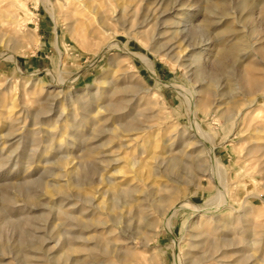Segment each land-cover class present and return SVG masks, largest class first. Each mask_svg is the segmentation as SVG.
<instances>
[{
    "label": "rangeland",
    "instance_id": "rangeland-1",
    "mask_svg": "<svg viewBox=\"0 0 264 264\" xmlns=\"http://www.w3.org/2000/svg\"><path fill=\"white\" fill-rule=\"evenodd\" d=\"M125 1L123 13L122 0H90L84 11L71 0H0V264H189L210 255L204 251L211 235L197 226L219 219L210 234L230 246L225 257H212L264 264V169L246 150L252 111L226 120L217 111L229 100L216 104L218 93L229 96L228 77L264 74V0H246L251 17L250 9L237 8L242 0L227 1L238 19L229 23L247 33L243 44L253 47L252 56L224 72L208 65L205 78L214 74L218 87L213 95L201 92L207 78L196 77L190 60L196 30L217 0H162L163 15L148 22L146 0ZM177 28H186L185 37L173 35ZM172 82L203 100L196 121L213 137L233 209L201 217L181 208L168 225L172 207L185 200L209 207L219 194ZM114 239L130 243L127 259L102 254L115 249Z\"/></svg>",
    "mask_w": 264,
    "mask_h": 264
},
{
    "label": "bare ground",
    "instance_id": "bare-ground-1",
    "mask_svg": "<svg viewBox=\"0 0 264 264\" xmlns=\"http://www.w3.org/2000/svg\"><path fill=\"white\" fill-rule=\"evenodd\" d=\"M71 1H73V3L78 8L83 9V11L90 9L88 7V2L90 0H71ZM91 1H93V0H91ZM113 1H116V0H113ZM227 1L228 0H217V2L215 3L214 8L209 9V11L207 10L208 11V14H209V20L205 21L206 22V25L205 26H200L196 30V33L195 34H199V40L197 42H194L193 41L194 43H193V46L191 48V52L193 53V57L190 60V65L194 66V73H195V75H196L197 78L201 79V81H203V79H206L207 78V81L206 82L203 81L205 83V85H202L201 86V92L207 93V94H210V95H213L214 91L215 92L218 91V87H215V79H214L215 76H214V74H209L208 73V75L205 78V75L207 73L206 72V68H207L208 65L211 64V66L214 67L215 71H217V72L218 71L219 72H224L226 70V68L228 67V64H230L231 62L236 63V64H241V63H243L244 60L249 59L252 56V49H253V47L252 46L251 47L249 46L248 48H250V51H248L247 50V47L244 46V44H243V42H244L243 38L245 37V34H247V33H244L243 35H241L240 32H238V30L229 23V20H231V19L232 20H238V19L235 17V14L233 13V11H231L230 9H228V7H227ZM231 2H234V1H231ZM125 3H126L125 0H122V2L119 3V5L121 4L120 5L121 6V11L123 13L127 9L126 7H124L125 6ZM141 4H142V2H141ZM144 4H145V13H144V16H145L144 21L145 22L152 21V20L154 21V20L157 19L156 18L157 15H160V16L163 15V12H162V0H153L152 3L151 2H148L146 0ZM131 5H132V3H131ZM236 6H237V8L240 9V11L241 10H244V9H250L249 12H248L249 13V16L250 17L253 16V12L252 11H253L254 8H253V6H251L250 8H248L249 7L248 6V1L242 0V1L238 2L236 4ZM136 14H137V12H136ZM236 16H237V14H236ZM232 24H233V22H232ZM245 24L246 23H244V25ZM240 27H242V26H240ZM255 28H256V26H255ZM184 29H186V28H184ZM184 29L181 30V29H178L177 28L176 30L173 31V35L174 36H180V37L184 36V33H183ZM197 31L198 32L200 31V32L198 33ZM202 32H204L203 35H205V32H207L206 33L207 37L201 38V36H203V35H201ZM27 35L28 36H31L30 31H28V34ZM193 37L195 38L194 35H193ZM196 40H197V38H196ZM173 49H174V47H173ZM180 50H182V49L180 48ZM258 51H259V53L261 55V59H264V50H258ZM138 56H140L143 59H145L144 56H141V55H138ZM227 82H228L227 83V92H228V95L229 96L227 97L223 93H221V94L218 93V95H217L218 96L217 97V102H219V103H216V104H218V106L223 105V104L225 105L226 103H223L224 102L223 100H225V101L226 100H229L228 103H230V107L223 108V109H219L217 111V114L223 116V118L226 119V120H229V119H232V118L235 119V120H237L241 116L242 111H244V110H251L252 111L251 112V119L249 121L250 122V124H249L250 137H249L248 142H247L248 143V149H246L247 150V158L253 159L255 161L260 162V165H261L260 168L261 169H264V74L260 70H257L256 73L255 72H252V73L245 74L239 81H234V79H231V78L228 77L227 78ZM234 82H236V83L234 84ZM60 83L61 82H58V81L54 80V84H60ZM168 85H170L171 87H173L176 90V92L179 94V96L182 98V100H183V104H184V108H185V116H186V118L189 121L190 129L193 131V133L195 134V137H196L195 143H196L197 147H201L202 148V150H200L199 153L200 154L203 153V152L205 153V155H203V156H205V158H206L205 159V166H206V169H207V172H208L207 175H209V178L212 181H214V183L218 186V188H219V194L215 198V201H217V204L210 205L209 207H204V208L198 206L197 204H194L191 201H186L185 200L182 204H179V205L174 206V207L171 208V210L169 211V214L166 217V219L164 218L165 219V222L168 225H170V218L173 215L174 211L177 210V209H181V208L182 209L189 208L193 213H200V216L201 217L202 216L203 217H209L212 213H215L217 211H220L222 209L221 207H225V206L227 208H229L230 211H232L233 207L228 202L230 200H229L228 186H227V180H226V178H227L226 177L227 176V171L221 165V163L215 158V156L213 154V146H212L213 137L211 135H209L211 133L207 134V133L203 132L202 129H201V127H200V125H199V123L196 121V119H197L196 118V116H197V109L199 107H201V105L203 104V102H202L203 100L200 99V97L199 98L197 97L196 92L192 88H185L184 86L179 85L176 82L169 83ZM245 87L248 89V93L245 92ZM235 95H241L244 99L240 103L232 102V100L234 99ZM228 103H227V105H228ZM218 106L216 107L217 109H218ZM122 110H123V108H122ZM261 127H263V128H261ZM249 128H248V130H249ZM120 132H121V130H120ZM157 145H159V144H157ZM193 145H195V144H193ZM153 150H154V148H153ZM146 152H147V150H146ZM192 154H193V152H192ZM154 155L155 154H153V156ZM166 156H167V154H166ZM154 158H155V156H154ZM161 158H162V156H161ZM176 158L179 159V157H177V156H176ZM176 158L174 159V157H173V159L175 160V162H176ZM186 158H187V156H186ZM140 161H142V160H140ZM149 161H152V160H149ZM156 161H154V162L156 163ZM127 162H125V163H127ZM137 163L138 162H134L133 161L132 167H134ZM147 163L145 165H148ZM159 166H160V164H159ZM142 167H144V165ZM175 169H177V168H175ZM175 169H174V171H175ZM192 169H193V165H192ZM133 171H134V169H133ZM198 171H200V170H198ZM151 172H152V170H151ZM190 172H192V171L190 170ZM193 173L195 174V172H193ZM174 176H176V175H174ZM243 177H244V174H243ZM252 177L254 178V176H252ZM125 182H127V181H125ZM111 183H112V181L109 180V184L108 185L110 187H113V184H111ZM162 188H164V187H162ZM105 189H106V187H105ZM170 200H172V197H171ZM166 202H168V201H166ZM62 212H64V211H62ZM73 213H75V212H73ZM228 217H230V216H228ZM229 219L230 218H228L227 220H229ZM222 220L219 219L215 223H212L211 221L206 220L200 226H197L198 229L201 228L205 234H208V236L211 235L210 238H208L206 240V242H207V248L204 251L206 253L209 252L210 255H209V258H208V256H204V255H202L200 257H196V258L194 257L192 260H190L189 264H205L206 262H209V260L214 261L215 264H223V263L219 262L218 260H216V257H212V254H214V255H216L218 257H225L227 255V252H226L227 249L225 250V248H228L230 245L224 239L217 237L216 234H210V231H213V233L217 232L218 225H219L220 221H222ZM201 222H202V220H201ZM234 224H235V221L233 222V221L229 220V221L226 222V225H230V226L232 225V226H234ZM193 229H191V230H193ZM107 235L111 237L113 235V232L108 230ZM118 235H119V233H118ZM73 239H74V237L71 236L70 241L73 240ZM119 240L118 239H116V240L114 239V243H116L115 244V249L109 251L108 250V246H106L105 249H104V251L102 252V254L103 255H108V256L110 255V256H112L111 253H113V255H114L116 253L122 252L123 253V260L127 259L129 257V254L132 252V248L129 247L130 243L124 242V243H120L119 244V242H120ZM124 241H126V240H124ZM78 242H80V241H78ZM197 242H199V241H197ZM106 243H108V241H106ZM192 247L198 249L199 245L196 244V242H194V244H192ZM72 250H74V249L71 246V248L69 249V251H72ZM86 250L89 251L90 249L86 247ZM133 252H135V251H133ZM175 257H176L177 261H179L177 263H180V260H179L177 254H176V250H175ZM115 263H110V264H115Z\"/></svg>",
    "mask_w": 264,
    "mask_h": 264
}]
</instances>
